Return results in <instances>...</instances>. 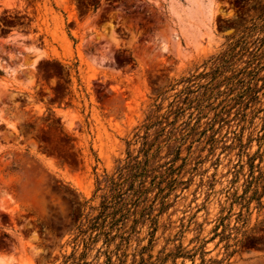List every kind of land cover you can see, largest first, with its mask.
I'll list each match as a JSON object with an SVG mask.
<instances>
[{
	"label": "rangeland",
	"instance_id": "374dc122",
	"mask_svg": "<svg viewBox=\"0 0 264 264\" xmlns=\"http://www.w3.org/2000/svg\"><path fill=\"white\" fill-rule=\"evenodd\" d=\"M10 264H264V0H0Z\"/></svg>",
	"mask_w": 264,
	"mask_h": 264
},
{
	"label": "crops",
	"instance_id": "0c3cea01",
	"mask_svg": "<svg viewBox=\"0 0 264 264\" xmlns=\"http://www.w3.org/2000/svg\"><path fill=\"white\" fill-rule=\"evenodd\" d=\"M0 264H10L9 260L0 252Z\"/></svg>",
	"mask_w": 264,
	"mask_h": 264
}]
</instances>
